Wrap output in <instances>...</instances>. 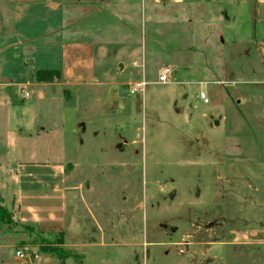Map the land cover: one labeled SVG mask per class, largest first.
Listing matches in <instances>:
<instances>
[{
  "label": "rangeland",
  "instance_id": "1",
  "mask_svg": "<svg viewBox=\"0 0 264 264\" xmlns=\"http://www.w3.org/2000/svg\"><path fill=\"white\" fill-rule=\"evenodd\" d=\"M230 3L226 10L231 21L238 16L233 7L240 14L239 24L259 19L252 0ZM205 5L199 6L200 20L206 18L201 15ZM200 20L198 26L204 28ZM232 28L233 24L230 36L234 39ZM179 34V40L170 43L172 48L167 44L162 58L150 67L144 93L130 94L124 86L126 91L114 108L95 116L88 113L71 134L67 157L76 162L81 157L83 166L70 172V178L92 184L89 195L100 202L95 206L88 196V208L79 211L85 236H93L97 247L49 246L48 251L61 261L264 264L261 45L230 42L222 47L209 38L191 45L186 29ZM163 68L170 70L167 84L157 82ZM126 70L121 79H141L139 68L128 70L127 66ZM22 79L34 82L27 75ZM23 92L31 99L37 96L34 87ZM201 93L208 98L207 104L199 99ZM17 97L25 98L20 91ZM46 107L43 103L39 108V126L46 124ZM3 133L0 129L1 148H5ZM82 141L85 147L79 155ZM40 150L38 158L43 159ZM10 227H14L12 219L7 223L5 215H0V228ZM14 238L15 234L4 233L0 242L13 243ZM59 239L51 238L52 243Z\"/></svg>",
  "mask_w": 264,
  "mask_h": 264
},
{
  "label": "crops",
  "instance_id": "2",
  "mask_svg": "<svg viewBox=\"0 0 264 264\" xmlns=\"http://www.w3.org/2000/svg\"><path fill=\"white\" fill-rule=\"evenodd\" d=\"M183 1L0 0V129L5 142V148L0 146V198L14 223L0 228V241L4 233L16 235L13 243L0 242V264H70L48 247H97L93 236H85L79 211L88 208V196L95 206L100 202L89 195L92 184L70 178V172L83 166L81 157L77 162L67 157L70 136L88 113L95 116L114 108L124 86L145 81L152 64L162 58L167 44L179 40L183 29L191 45L199 38L222 47L260 44L264 58V0H252L259 19L240 24L235 7L236 22L227 14L230 0ZM204 4L201 15L206 18L200 20L199 6ZM127 66L139 68L141 79H121ZM37 70L58 71L60 79L37 82ZM26 75L34 82L23 81ZM28 86L37 90L34 99L23 92ZM19 91L23 100L17 97ZM43 103L46 124L39 126ZM84 147L83 141L78 144L79 155ZM39 148L43 159L38 158ZM55 237L61 240L52 243ZM13 247L14 254H9ZM18 251L25 257H17Z\"/></svg>",
  "mask_w": 264,
  "mask_h": 264
},
{
  "label": "built area",
  "instance_id": "3",
  "mask_svg": "<svg viewBox=\"0 0 264 264\" xmlns=\"http://www.w3.org/2000/svg\"><path fill=\"white\" fill-rule=\"evenodd\" d=\"M169 75H170V70L168 68H163L157 76V82L159 84H167L169 80ZM146 84L147 83L145 81L129 84L128 89H129L130 94L142 92ZM25 96H27V94H25ZM199 99L205 104L208 103V98L206 97L204 93L200 94ZM15 255L19 258L25 257L24 253L20 251L16 252Z\"/></svg>",
  "mask_w": 264,
  "mask_h": 264
},
{
  "label": "trees",
  "instance_id": "4",
  "mask_svg": "<svg viewBox=\"0 0 264 264\" xmlns=\"http://www.w3.org/2000/svg\"><path fill=\"white\" fill-rule=\"evenodd\" d=\"M34 78L37 82L58 81L60 79V74L58 71L54 70H37L34 74ZM0 215H5V217L7 218V223L11 222V214L1 206V198Z\"/></svg>",
  "mask_w": 264,
  "mask_h": 264
}]
</instances>
